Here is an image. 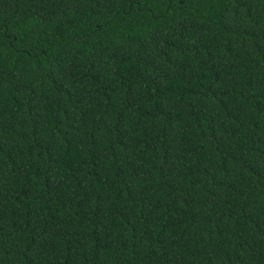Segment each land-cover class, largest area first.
I'll list each match as a JSON object with an SVG mask.
<instances>
[{
    "label": "trees",
    "instance_id": "trees-1",
    "mask_svg": "<svg viewBox=\"0 0 264 264\" xmlns=\"http://www.w3.org/2000/svg\"><path fill=\"white\" fill-rule=\"evenodd\" d=\"M0 264H264V0H0Z\"/></svg>",
    "mask_w": 264,
    "mask_h": 264
}]
</instances>
